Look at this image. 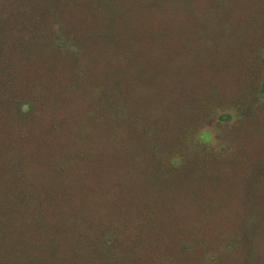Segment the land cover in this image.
Segmentation results:
<instances>
[{
    "label": "trees",
    "instance_id": "obj_1",
    "mask_svg": "<svg viewBox=\"0 0 264 264\" xmlns=\"http://www.w3.org/2000/svg\"><path fill=\"white\" fill-rule=\"evenodd\" d=\"M0 264H264V0H0Z\"/></svg>",
    "mask_w": 264,
    "mask_h": 264
}]
</instances>
